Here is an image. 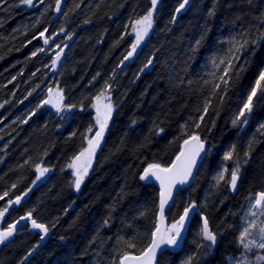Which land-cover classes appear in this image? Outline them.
<instances>
[{"label": "trees", "instance_id": "obj_1", "mask_svg": "<svg viewBox=\"0 0 264 264\" xmlns=\"http://www.w3.org/2000/svg\"><path fill=\"white\" fill-rule=\"evenodd\" d=\"M181 2H161L148 35L124 63L135 43L133 24L152 9L151 0H62L59 13L56 0H33L34 6L0 0V195L9 193L0 210L8 208L5 225L31 212L49 229L43 237L27 223L19 225L0 247V264H119L126 252L139 255L159 223L160 200L159 188L140 177L149 164L169 167L193 133L206 156L193 183L178 192L167 221L173 223L190 203L197 210L180 247L165 248L157 264H186L193 256L192 264H238L248 198L264 191V100L258 94L246 125L232 121L264 68V0H189L177 13ZM45 28V37H52L48 46L39 36ZM243 32L257 39L236 66L245 70L230 74L226 91L221 85L212 95V74H221L212 61L225 56L227 41ZM57 45L68 49L54 74L51 51ZM105 82L113 86L114 111L77 191L68 165L95 126L92 105ZM53 87L63 90L66 105H76L66 119L47 105L36 111L40 96ZM233 146V159L226 160ZM237 160L233 193L227 174L219 185L214 177L224 168L230 173ZM37 165L52 171L39 183ZM17 196L20 203L8 206ZM204 217L217 234L211 247L200 236Z\"/></svg>", "mask_w": 264, "mask_h": 264}, {"label": "snow or ice", "instance_id": "obj_2", "mask_svg": "<svg viewBox=\"0 0 264 264\" xmlns=\"http://www.w3.org/2000/svg\"><path fill=\"white\" fill-rule=\"evenodd\" d=\"M40 3H43L44 0H39ZM158 0H151L152 9L142 18L135 20L132 32L135 33V43L131 45V51L127 53L124 57L125 60L129 59L136 52L137 47L148 35L150 29L153 26V12L156 9ZM22 3L29 6L33 5V0H22ZM62 0H56L55 11H61ZM189 3V0H182L179 7L176 9L177 13L181 9L185 8V5ZM209 15H214V10L209 12ZM47 28L39 33L40 37H45ZM61 31H64L61 29ZM206 32L200 36L199 39L195 41V49L199 48L202 45V42L206 38ZM52 37H45L43 43L45 45L49 44V40ZM70 38V37H69ZM31 43V41H29ZM229 47L227 53L222 58L213 59V66L220 71V75L216 76L213 73L214 80L212 95H216L218 90H221V85L224 86L223 91H226L227 87L232 80V75H238L240 71L245 70L244 65H241L237 69V64L240 63V58L245 51H248L250 45H255L257 39H249L248 32H243L239 37H233L231 40L227 41ZM59 48V45L56 46ZM38 51H44L43 48H40ZM63 53V49L60 52L56 53V58L52 61V65L55 66L59 63L60 56ZM251 54V53H250ZM33 56L37 55V52L32 53ZM152 60L149 59L145 67L151 65ZM247 61H245V64ZM232 74V75H230ZM115 74H113V78ZM206 83H208L206 81ZM112 84L105 82L103 89L94 97L95 103L92 105L96 110L95 122L98 125V130L93 133V129L90 127L88 133L91 134V138L87 140V147L84 148L78 155L73 158L71 164L68 165L69 168L74 169L73 175L75 176L74 187L79 191L81 184L83 183L85 177L88 175L89 169L92 166V160L95 156L96 150L99 148L101 141L103 140L105 130L108 127V122L112 118V113L114 111V105L112 103L111 91ZM264 100V68H261L258 71V76L255 80L254 86L248 92L245 101L243 102L242 107L238 110L235 118L233 119V125L248 123V117L253 111L254 100L257 96ZM31 95V93H29ZM7 103V101H5ZM44 105H50L55 108L57 113H62L65 111L70 112L72 108H75L76 105H65L64 104V95L63 90L57 88L53 91L52 88L48 89V96L46 99L42 100L41 103L37 106L36 111H39ZM211 105V101L208 100L205 102L202 114L199 117V121L202 122L204 116L208 112V108ZM0 107H3L0 104ZM36 111H33L28 119H31V116L36 114ZM27 123V120L23 121ZM200 122L195 124L196 128L200 127ZM187 127V126H185ZM261 129H264V124L260 125ZM162 131V130H161ZM75 135V133H73ZM251 147V145L249 146ZM204 151V142L201 140L198 134H191L187 139L183 141V148L179 155L176 157L174 163L169 167H163L158 163H152L144 169L143 175L140 177L141 180H148L151 177H154L160 182L161 192L160 200L158 205V215L159 223L155 227V230L152 232L151 243L146 247L139 255H130L129 253H124L120 259L119 264H155L156 255L158 251H161L162 246L178 247L179 242L182 240V232L185 230V224L190 221V213H195L197 210V205L195 203H190L189 206L183 209V213L176 219L172 224L164 226L165 222V208L168 206L169 201L172 200L173 190L176 189L177 184L184 185L193 175V169L196 167L197 159L200 158L201 152ZM235 153V146L232 150L225 155L226 160L233 159ZM248 153H245L247 156ZM247 162L246 160L244 161ZM240 163L237 160L236 166L229 173L227 168H224L216 177H214L216 184L219 185L221 182L225 181V176L227 174L228 179L226 183L230 186L231 190L235 191L237 187V181L240 178ZM37 171L39 172V179L41 176H44L45 173L49 171L48 168H43L37 165ZM15 187V185H13ZM9 195L8 192H4L3 195H0V200H3ZM27 195V193H25ZM22 197L17 196L14 200H9L7 202L8 206L12 204H19ZM251 203L249 205L248 212L245 214L244 222L240 235L238 237V243L242 246L246 252H252L253 249L264 250V191L257 193L254 197L248 198ZM7 207L0 210V218H2L7 212ZM143 215V213H141ZM20 220H31V226L34 229H40L45 235L48 233L49 229L45 224L37 223L35 219L32 218V213L29 212L26 216L21 217ZM20 220H17L15 223L7 226L5 230H0V244H3L11 236H13L16 231L17 224L20 223ZM107 223V221H105ZM200 236L203 241L208 242L207 246L211 247L215 245L217 240V234L209 227L207 217L203 219V226L200 231ZM204 247L203 244L199 245ZM129 248L135 247V244L129 242ZM195 257H189L186 261V264H192ZM255 260L257 264H264V255H256ZM238 264H251L247 259V256H244Z\"/></svg>", "mask_w": 264, "mask_h": 264}, {"label": "rangeland", "instance_id": "obj_3", "mask_svg": "<svg viewBox=\"0 0 264 264\" xmlns=\"http://www.w3.org/2000/svg\"><path fill=\"white\" fill-rule=\"evenodd\" d=\"M49 44H47L46 46H48ZM63 49V53H62V55L60 56V60H59V63L57 64V65H55V66H53L52 64H51V72H53L54 74H56L58 71H59V69H60V66L62 65V63H63V61H64V56H65V53H66V51H67V49H68V46H66V47H64V48H62ZM60 50H61V48L59 47V48H53L52 49V51H51V55H52V61L56 58V53H58V52H60ZM134 55H135V53L133 54V56L132 57H130L129 59H127V60H125V62L124 63H127V62H130L133 58H134ZM57 88H59V87H53L52 89H53V91H55ZM40 93H42V92H40ZM63 95H64V92H63ZM47 96H48V89L40 96V98L38 99V101L36 102V103H38V102H40L41 103V101L42 100H44V99H46L47 98ZM64 104L66 105V99H65V96H64ZM47 107L48 108H51L53 111H54V113L60 118V119H66L67 118V116H68V113L65 111V112H62V113H57V111H56V109L55 108H53V107H51L50 105H47ZM34 107H31V109H33ZM98 125H96V122H95V126L94 127H92V129H93V133L96 131V130H98ZM89 138H91V134H87V137H86V139H85V144H84V148H86L87 147V140L89 139ZM103 139H104V137H103ZM102 144H103V140L101 141V143H100V146H99V148L96 150V153H95V156H96V154L98 153V151H99V149H100V147L102 146ZM95 156H94V158H95ZM94 158H93V160H92V166H93V163H94ZM73 161V160H72ZM72 163V162H71ZM92 166H91V168H92ZM90 168V169H91ZM68 169H69V171H70V173H71V176H72V178H73V181L75 180V176L73 175V173H74V169H72V168H69L68 167ZM90 169H89V171H90ZM37 173H38V175H39V172L37 171ZM89 173V172H88ZM46 178V174L44 175V176H42V178ZM40 180H41V177L37 180V183H39L40 182ZM8 209V208H7ZM249 209V208H248ZM248 209H247V211H246V213L248 212ZM8 211V210H7ZM7 213V212H6ZM6 213H5V215H6ZM191 214L192 213H190V216H191ZM5 215L2 217V218H0V230H5L6 228H7V226L8 225H5V223H4V220H5ZM190 222V221H189ZM189 222L188 223H186L185 224V230H186V228L188 227V224H189ZM25 223H27L29 226H30V229H31V231H36V232H39V233H41L42 234V236L43 237H46V236H48V234H49V232L45 235L40 229H34V228H32V226H31V220H20V223L19 224H17V226H16V229H17V227L19 226V225H21V224H25ZM172 224V223H171ZM168 225H170V223H168V221L166 222V226H168ZM185 230L182 232V238H183V235H184V233H185ZM16 232V231H15ZM14 232V233H15ZM12 237V236H11ZM10 237V238H11ZM9 238V239H10ZM8 239V240H9ZM7 240V241H8ZM6 242V241H5ZM4 242V243H5ZM3 243V244H4ZM3 244H0V247L3 245ZM180 244H181V241L179 242V246L178 247H170V246H166V248L168 247V248H174V249H178L179 247H180ZM243 252H244V254H243V256H242V258L244 257V256H247V259L251 262V264H257V262H256V260H255V257H256V255H264V250H260V249H253V251L252 252H246V250H244L243 249ZM241 258V259H242ZM240 259V260H241Z\"/></svg>", "mask_w": 264, "mask_h": 264}, {"label": "water", "instance_id": "obj_4", "mask_svg": "<svg viewBox=\"0 0 264 264\" xmlns=\"http://www.w3.org/2000/svg\"><path fill=\"white\" fill-rule=\"evenodd\" d=\"M162 1H163V0H158L157 5H156V9L159 7V5L161 4ZM156 9H155V10H156ZM201 140H202V139H201ZM182 148H183V145H182ZM182 148H181V150H182ZM206 151H207V148H206V146L204 145V151L201 152V154H200V158L197 159L196 167L193 169V175H192V177L189 179V181H188L186 184H184V185H179V184H177L176 189L173 190L172 200L169 201L168 206H166V208H165V222H164V226H166V222H167V213H168V211L170 210V208L173 206V204H174V202H175V198H176L178 192H179L180 190H183V189L189 187V186L193 183V181H194V179H195V177H196V175H197V173H198V171H199V169H200V167H201V165H202V163H203V161H204V159H205ZM180 152H181V151H180ZM178 155H179V154H178ZM175 160H176V158H175ZM175 160H174L172 163H174ZM172 163H171V164H172ZM170 166H171V165H170ZM51 173H52V171L49 170V171H48L47 173H45V174H46L47 176H49ZM142 175H143V174H142ZM41 178H42V176H41ZM44 180H45V178L43 177V178H42V181H44ZM142 181L145 182V183H154V184L159 188V190H160V192H161L160 182H159L158 180H156L154 177H151V178H149L148 180H142ZM238 183H239V180L237 181V187H236V190H235V191L231 190L233 193H235V192L237 191ZM165 248H166V246H162L161 251H158V252H157L156 260H155V264H157L158 257H159V255L164 251Z\"/></svg>", "mask_w": 264, "mask_h": 264}]
</instances>
